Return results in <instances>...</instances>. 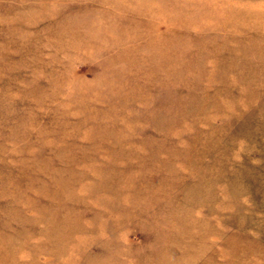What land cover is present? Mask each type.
Returning <instances> with one entry per match:
<instances>
[{"label": "rangeland", "instance_id": "1", "mask_svg": "<svg viewBox=\"0 0 264 264\" xmlns=\"http://www.w3.org/2000/svg\"><path fill=\"white\" fill-rule=\"evenodd\" d=\"M0 264H264V0H0Z\"/></svg>", "mask_w": 264, "mask_h": 264}]
</instances>
